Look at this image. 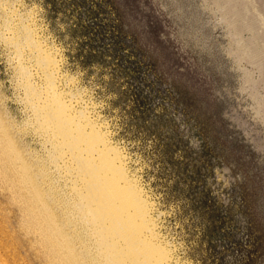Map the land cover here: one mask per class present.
Returning a JSON list of instances; mask_svg holds the SVG:
<instances>
[{"label":"rangeland","instance_id":"obj_1","mask_svg":"<svg viewBox=\"0 0 264 264\" xmlns=\"http://www.w3.org/2000/svg\"><path fill=\"white\" fill-rule=\"evenodd\" d=\"M11 4L60 49L61 87L74 78L108 120L182 262L264 264V69L247 47L249 24L264 43L254 11L264 14V0H0L1 28ZM6 42L1 30L0 264H58L32 208L49 205L43 220L61 221L60 189L31 191L58 175ZM29 175L35 184L18 186Z\"/></svg>","mask_w":264,"mask_h":264},{"label":"bare ground","instance_id":"obj_2","mask_svg":"<svg viewBox=\"0 0 264 264\" xmlns=\"http://www.w3.org/2000/svg\"><path fill=\"white\" fill-rule=\"evenodd\" d=\"M6 10L7 22L5 28L0 29L11 46L9 48L16 53L24 90L23 106L32 113L29 115L27 111L30 123L36 125L39 122L44 130L41 137L48 161L58 175L55 184L46 180L45 188L39 189L40 186L35 185L31 190L30 187L35 193L44 189L53 194L60 189V197L53 203L60 211L61 221L43 220L48 218H43L45 215L52 213L49 205H43L47 214L42 207L32 208V224H38L43 242L60 245L55 253L51 251L52 256L46 255L49 261L58 264H185L163 234L161 214L155 202L140 176L132 172L128 152L114 140L110 124L100 111H96L94 100L86 97V90L72 87L74 78L67 80V89L61 87L66 75L61 67L60 49L43 39L31 11L22 14L15 11L12 4ZM254 11L264 29V14L258 8ZM247 28L252 33L247 47L256 65L264 69L261 31L254 24ZM36 76L40 83L34 81ZM33 149L27 145L30 160L37 157ZM16 156L17 160L22 157L20 152ZM29 176L19 178L18 186L26 187L32 180ZM34 184V181L32 185L29 183ZM31 201L28 200V204ZM80 254H84L83 259Z\"/></svg>","mask_w":264,"mask_h":264}]
</instances>
